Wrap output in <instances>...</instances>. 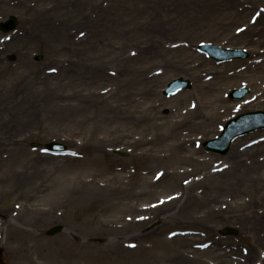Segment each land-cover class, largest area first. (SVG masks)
Instances as JSON below:
<instances>
[{
	"label": "rangeland",
	"instance_id": "1",
	"mask_svg": "<svg viewBox=\"0 0 264 264\" xmlns=\"http://www.w3.org/2000/svg\"><path fill=\"white\" fill-rule=\"evenodd\" d=\"M64 1L0 0V23L19 21L14 32L0 31V222H35L28 229L46 245L69 230L89 236L101 218L94 206L85 211L62 196L93 187L120 203L102 219L135 233L141 228L127 220L141 214L131 207L166 204L191 190L198 199L189 207L183 197L147 215L155 220L144 233L152 244L166 243L150 253L156 262L183 248L185 264H264V129L235 139L237 157L230 147L204 148L228 121L264 112V0ZM40 11L50 15L49 35L29 40V18ZM201 43L248 57L219 63L197 52ZM181 78L191 89L164 97ZM241 88L250 90L244 99L228 98ZM51 142L69 153L45 154ZM57 227L62 232L50 235ZM229 228L238 236L221 235ZM25 244L22 258L4 236L0 264H64L53 254L35 261L47 251Z\"/></svg>",
	"mask_w": 264,
	"mask_h": 264
},
{
	"label": "bare ground",
	"instance_id": "2",
	"mask_svg": "<svg viewBox=\"0 0 264 264\" xmlns=\"http://www.w3.org/2000/svg\"><path fill=\"white\" fill-rule=\"evenodd\" d=\"M72 1L77 0H65L64 2H61L59 4H71ZM47 16H50L49 13L44 11L32 14L31 18H29L28 27L26 28L27 35L25 36L27 39L32 40L37 37L44 38L49 35L50 29L45 24V18ZM48 26L52 28L54 24L49 23ZM21 64H26V61L22 62ZM237 66H239L238 63H233L229 68L235 69ZM3 70L4 68L0 66V76H3L5 74ZM220 78L221 81L227 79V77L223 74L220 75ZM0 93L1 104L5 101L6 96H1L2 93H4L1 90ZM12 94L10 95L12 96ZM241 140L242 139H238L237 142H240ZM234 152L235 147L233 146L230 153ZM234 156L237 157V153H234ZM235 157L233 159H236ZM237 163L238 162H235L234 165L239 166L241 169L247 167L245 166L243 168V166L237 165ZM255 164L256 162L254 163V165ZM235 167L233 168V172L235 170ZM61 182L62 181H58L55 184L59 185ZM93 182L94 181H92L90 185H92ZM212 182L213 181L204 183L205 188H207V186H209ZM152 184H156V182H153ZM59 188L60 186L52 187L51 191H57ZM91 189L93 190L92 192L88 190L86 192L76 191V188L72 190H66L63 192L62 196V199L65 203L70 204L71 206L80 205L85 211H87L85 208L88 209L94 206V216L96 217L97 215L101 218L96 223L94 230L90 232L89 236L84 237V235L87 234L86 232L84 233V231L80 233L79 231H77V234L76 230H69L68 232L64 233L61 242L54 243L52 245H46L43 242L42 237L37 236L33 231L28 229L29 227H37V223L33 222L26 228L25 224H18L16 219H13L12 221L7 222V224L6 221H3L2 223L0 222V241L1 239H4L5 236L7 239H9V241L13 242V244L18 245L19 251L23 254L20 255L22 258H27L26 252H24L26 249V241L30 244H33L34 247L38 246V252L47 251L44 255H38L37 259L35 260H39L43 263L45 261L44 258H46L48 254H53V257H56L58 261L60 260L64 264H88L92 261L99 262V264H104L101 262H105L106 264H185V262H189L185 261V258H188V254H186L185 250L182 248L183 251L178 252L176 248L175 252L172 251L168 254V262L157 263L156 256L152 257L150 253H159V250L162 249L161 246H164V244L166 243L161 242L159 243L160 246L158 244H152V242L150 241V235L145 234L144 231L147 225L152 220H155V216L153 218H148L147 215H153L158 209L164 206L175 204V202L183 197H185L186 199V206L189 207V203L198 199V197L193 194L191 190L184 191L183 189V192H181V197L178 194L174 198L168 200L166 204H151L150 207L142 208L131 207L133 211L141 214L139 217H131L127 220V222L131 223V225L135 224L137 227L139 226L141 228L135 229L136 232L133 233L128 228H120V222H118L117 226H115L109 225L107 220L102 219L103 215L105 214L104 211H114L115 206H117L118 204L120 205V203H117V205H115L107 199L96 196V193L100 192V188L92 187ZM131 190L132 189H130V191ZM118 196L119 194L109 197L113 200V198ZM50 206L51 209L55 208L54 205ZM47 213H50L46 214V216L50 219L58 218V213L55 214L49 211ZM4 224H6L5 229ZM81 238L85 242L81 241ZM170 245L173 249L174 244L170 243ZM30 254H34L33 250H30ZM36 255L37 254L35 253V256ZM20 256H15V258L18 259L20 258ZM32 264H39V262H32Z\"/></svg>",
	"mask_w": 264,
	"mask_h": 264
},
{
	"label": "water",
	"instance_id": "3",
	"mask_svg": "<svg viewBox=\"0 0 264 264\" xmlns=\"http://www.w3.org/2000/svg\"><path fill=\"white\" fill-rule=\"evenodd\" d=\"M17 26V23L16 21L14 20H11L8 24L6 25H3V30L5 32H9L11 30H13L15 27ZM203 50H205L206 52H208L209 54L211 55H215L217 54L218 56H221L219 58L223 59V60H226V59H234V58H245V55L242 53V52H232V51H227V52H222L220 51L219 49H217L216 47H212V46H206L203 48ZM218 51V52H217ZM219 51L222 53H219ZM181 86V87H188V83L186 81H183V80H179L177 81L176 83H174L172 86V88H174L175 86ZM263 116V115H262ZM254 122H256V120H254ZM232 128H235V127H232ZM236 136V134H232L229 129L225 132L224 136L222 137V139L220 141H223V142H226L225 143V146L228 147L229 143H230V140L232 138H234ZM220 144V142H217V143H212V144H209L207 146H209L208 148H212L213 150L214 149H217L218 150V145ZM50 149H54V150H62V147H59V146H56V145H51L49 146ZM226 150V149H225ZM223 150V151H225ZM61 229L58 228L56 230L53 231V233H57L59 232ZM227 233V232H226Z\"/></svg>",
	"mask_w": 264,
	"mask_h": 264
}]
</instances>
